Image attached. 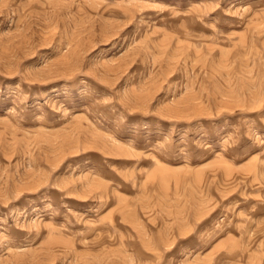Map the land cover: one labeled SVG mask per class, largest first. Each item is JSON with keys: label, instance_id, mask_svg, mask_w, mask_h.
I'll return each instance as SVG.
<instances>
[{"label": "rangeland", "instance_id": "rangeland-1", "mask_svg": "<svg viewBox=\"0 0 264 264\" xmlns=\"http://www.w3.org/2000/svg\"><path fill=\"white\" fill-rule=\"evenodd\" d=\"M0 264H264V0H0Z\"/></svg>", "mask_w": 264, "mask_h": 264}]
</instances>
